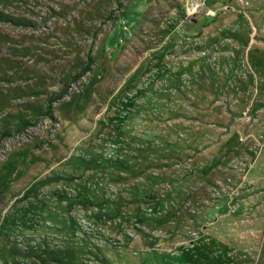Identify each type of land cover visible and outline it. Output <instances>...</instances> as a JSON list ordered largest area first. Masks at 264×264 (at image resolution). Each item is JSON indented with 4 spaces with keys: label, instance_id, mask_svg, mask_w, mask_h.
Segmentation results:
<instances>
[{
    "label": "rangeland",
    "instance_id": "1",
    "mask_svg": "<svg viewBox=\"0 0 264 264\" xmlns=\"http://www.w3.org/2000/svg\"><path fill=\"white\" fill-rule=\"evenodd\" d=\"M186 30L200 41L169 49ZM172 114L212 137L171 132ZM119 117L151 138L121 139ZM260 153L264 0H0V264H264ZM184 169L190 198L157 206ZM169 211L190 213L175 234L155 221Z\"/></svg>",
    "mask_w": 264,
    "mask_h": 264
},
{
    "label": "crops",
    "instance_id": "2",
    "mask_svg": "<svg viewBox=\"0 0 264 264\" xmlns=\"http://www.w3.org/2000/svg\"><path fill=\"white\" fill-rule=\"evenodd\" d=\"M194 24V23H193ZM187 24L185 23V26H186ZM182 28H184V26H183V23H182ZM187 32H188V35L187 36H185L184 38H182V40H177V43H175V41L173 42V45H174V47L173 48H169V49H176L177 47H176V45H178V48H182L184 45H192L191 43H193V42H191L192 40H194V42L196 43V42H199L200 40H198V38H192L191 36L189 37V34H190V30H186ZM173 32H174V34L177 32V30H173ZM188 42V43H187ZM175 43V44H174ZM186 43V44H185ZM183 44V45H182ZM212 45V44H211ZM221 65V70L223 69L224 70V72H227L228 74V76H230V75H232V72H234V73H236V74H239V73H237V72H240L241 71V66H240V62L238 61V60H231V58H229V57H224V61H223V64L221 63L220 64ZM215 69V68H214ZM223 72V73H224ZM173 115V114H172ZM118 116H121V115H118ZM171 118H173V119H175L176 121H174V124H173V128H170V130H171V132H184L185 134H186V136H187V138L188 139H194V140H196V139H198V138H203V139H206V138H210V137H212V131L209 129V130H207V129H205V128H199V127H194V126H191L189 123H187L186 124V120H185V118L183 119V118H179L178 117V115H173V117H171ZM186 118H189V117H186ZM119 119V122H118V120L116 121V122H113L114 123V125L116 126V127H118V131H116V134H119L118 135V137H121V139H124V137L125 138H127L128 139V142H130V143H134L135 141H137V135L139 136V138L141 139V140H143V138H144V141H145V139H150L151 138V132H149V134H146V131H144V130H146V129H150V125H151V123L153 122L152 120H144V118H138V120H141V121H143V124H138V121L137 120H134L133 118H127V119H125V121L123 120V119H121L120 117L118 118ZM122 120V123H120V121ZM189 120V119H188ZM167 121H165V123H166ZM172 122V121H171ZM135 124H138V125H135ZM138 126L144 131V132H142V133H140V129L138 128ZM143 127V128H142ZM169 130V131H170ZM126 131V132H125ZM256 132H258V131H256ZM256 132L255 131H253V133H255L256 134ZM174 134V133H173ZM172 134V135H173ZM258 134V133H257ZM122 135H124V137H122ZM141 135V136H140ZM171 135V136H172ZM128 136V137H127ZM126 139V140H127ZM124 143V142H123ZM127 142H125V144H123L124 145V147H121V149H129V148H127V147H131V146H129V145H127L126 144ZM172 151H175V155H178V152H185L186 154H190L188 151L190 150L189 148L185 151H178L177 150V148H175V147H172V149H171ZM162 153L160 154V156L162 155V159L163 158H169V157H164V156H168L170 153H163V151H161ZM138 154H139V156H137V158L136 159H133L131 162L130 161H128L129 159L131 160V158L133 157V156H131V155H129V154H125V159H123V160H121V161H119V163H120V168L122 169V171L124 170L125 172H129V171H133V172H136L135 170H142V169H144V168H142V166L141 165H138V164H136V163H139V162H137L138 160H141V158H142V156L143 155H141V153L140 152H138ZM150 155L149 156H154V157H158V155H157V153H156V151L155 150H152L150 153H149ZM166 154V155H165ZM172 154V153H171ZM173 154V155H174ZM261 154V153H260ZM257 155V156H255L256 157V164H255V166L249 171V174L247 175V177H248V181L250 180V179H254L255 180V182H256V180H258L260 177H262L261 175H260V173L261 174H264V160H262V154L261 155ZM81 158V159H80ZM83 157H79L78 158V161H79V163L77 162V163H75V165H77V167H75L76 168V170H81V169H83V168H85L86 166H87V162L84 160V159H82ZM171 158V157H170ZM169 158V159H170ZM215 158V157H214ZM88 161V160H87ZM125 161L127 162H129V163H132V164H130V167L127 165V166H125V167H122V165H126L125 164ZM82 162H83V164H82ZM103 166H106V165H103ZM101 167V166H100ZM81 168V169H80ZM118 168V167H117ZM204 170L206 169L207 170V167H206V165H205V167L203 168ZM196 170V169H195ZM132 172V173H133ZM182 173V174H181ZM180 174H177L175 177H174V180H173V185H172V189L171 190H169L168 192H167V194L163 197V198H155L153 201L155 202V204L157 205V206H162L163 205V202H165V201H171V202H174V203H180V202H182V201H184V200H186V199H189L190 198V196L188 195V193H187V191H186V189H187V186H186V188L185 187H183V186H181V183L183 184L184 182L183 181H187V180H190L189 178L190 177H193V176H191V175H189V174H194L195 173V171H190V170H183L182 172H181ZM196 175H194V177H195ZM208 176H210V175H208ZM253 176L255 177V178H253ZM260 176V177H259ZM250 177V178H249ZM56 178V177H55ZM256 178H258V179H256ZM64 179H67V178H64ZM67 180H69V181H71L70 179H67ZM151 182L150 181H148V186L147 187H142V186H137V187H134L132 190H131V195H132V197H133V199H134V201L135 200H140V199H151V188H150V185L152 186V183L150 184ZM253 183V182H252ZM251 182H250V184L252 185V187H249L246 191H248L249 193H251L252 191H255V188H257V186L255 185V184H252ZM80 185H83V183H81ZM250 185V186H251ZM82 188H81V191H80V194H82L83 195V197H84V200L85 201H87V202H90V201H92V200H97V199H99V198H96V197H98V196H95V192H88V190L86 191L85 190V188L83 187V186H81ZM142 189H140V188ZM149 188H150V192H148L149 191ZM145 189H147L148 191H145L144 192V190ZM144 192V193H143ZM247 192H245L244 191V194H246ZM97 195V194H96ZM207 195V194H206ZM205 195V196H206ZM249 195V194H248ZM248 195L247 196H243V198H245L246 200H243V199H241L240 200V206L241 207H243V208H245L246 210H248L249 209V207H250V205H251V203L250 202H248V200H247V198H248ZM209 196V195H208ZM193 197H194V201L196 200L197 201V199H199L200 200V198H202V197H204L203 195H193ZM197 197V198H196ZM66 198H67V196H66ZM99 200H101V201H103L102 199H99ZM217 200V199H216ZM216 200L214 201V202H216ZM219 200V199H218ZM217 200V201H218ZM137 202V201H136ZM208 202H209V200H208ZM178 212H176V211H169V214H167V215H165L164 217H162V218H159L158 220H155V221H157V223L158 224H160V225H162L163 227H165V229H167V230H169V231H171V233L172 234H175L176 232H177V230L178 229H180V227L182 226V223L183 222H185L184 221V217H183V215H185V216H190V213H188V212H185V211H182L181 212V214H180V212L177 214ZM150 222V221H149ZM196 222V221H195ZM195 222H193L192 223V226H193V228H194V226H196V225H198V223H196L195 224Z\"/></svg>",
    "mask_w": 264,
    "mask_h": 264
},
{
    "label": "built area",
    "instance_id": "3",
    "mask_svg": "<svg viewBox=\"0 0 264 264\" xmlns=\"http://www.w3.org/2000/svg\"><path fill=\"white\" fill-rule=\"evenodd\" d=\"M199 5H200L199 2L195 1V3H193L191 6L192 10L197 12Z\"/></svg>",
    "mask_w": 264,
    "mask_h": 264
}]
</instances>
